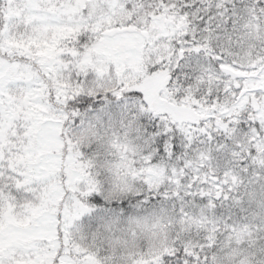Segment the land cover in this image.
I'll return each instance as SVG.
<instances>
[{"label": "snow or ice", "instance_id": "6c2138e0", "mask_svg": "<svg viewBox=\"0 0 264 264\" xmlns=\"http://www.w3.org/2000/svg\"><path fill=\"white\" fill-rule=\"evenodd\" d=\"M0 264H264V0H0Z\"/></svg>", "mask_w": 264, "mask_h": 264}]
</instances>
